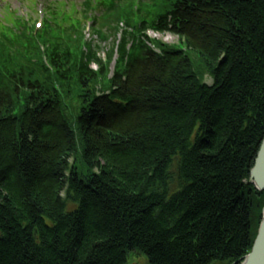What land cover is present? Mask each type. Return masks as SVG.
I'll return each mask as SVG.
<instances>
[{"label":"trees","instance_id":"trees-1","mask_svg":"<svg viewBox=\"0 0 264 264\" xmlns=\"http://www.w3.org/2000/svg\"><path fill=\"white\" fill-rule=\"evenodd\" d=\"M140 2L139 25L135 0L114 2L85 43L83 20L63 15L43 49L0 20V264H240L251 252L264 0ZM123 19L111 72L114 51L103 61L95 37Z\"/></svg>","mask_w":264,"mask_h":264},{"label":"water","instance_id":"water-1","mask_svg":"<svg viewBox=\"0 0 264 264\" xmlns=\"http://www.w3.org/2000/svg\"><path fill=\"white\" fill-rule=\"evenodd\" d=\"M245 185H253L259 192H264V138L260 145L255 164L250 171V179L244 180ZM264 264V208L262 219L251 252L242 259L240 264Z\"/></svg>","mask_w":264,"mask_h":264},{"label":"rangeland","instance_id":"rangeland-1","mask_svg":"<svg viewBox=\"0 0 264 264\" xmlns=\"http://www.w3.org/2000/svg\"><path fill=\"white\" fill-rule=\"evenodd\" d=\"M10 6L13 10H24L26 12H28L27 8L24 7V5L22 4V2H20L19 0H14V1H10ZM33 13V11L30 13V15ZM148 36L152 39V40H159V41H163L164 43L170 45V46H174L176 48L179 49H185L183 44H180V39L175 36V35H171V34H157V33H153V32H149ZM92 38V35H87L86 39L90 40ZM117 40L118 37L115 39L114 34H112L111 36H109L108 34V39L105 42H101V47H100V57L103 59V61L108 60V54L107 52L109 51L110 48L113 49L117 46ZM191 59H195L194 56H190ZM115 61V58H114ZM114 61H113V65H114ZM113 65L110 68H113ZM206 83L209 85H212L213 81L210 78L206 79ZM250 179V176L247 180ZM254 187V186H253ZM255 189V187H254ZM255 191H257L255 189ZM258 192V191H257ZM264 208V207H263ZM262 213H263V209H262ZM262 213H261V219H262ZM261 223V220H260ZM260 226V224H259ZM128 264H149L147 262V260L145 258H140V257H136V256H131L129 258V262Z\"/></svg>","mask_w":264,"mask_h":264},{"label":"bare ground","instance_id":"bare-ground-1","mask_svg":"<svg viewBox=\"0 0 264 264\" xmlns=\"http://www.w3.org/2000/svg\"><path fill=\"white\" fill-rule=\"evenodd\" d=\"M254 164H255V163H254ZM258 230H259V227H258ZM257 233H258V231H257ZM256 237H257V236H256ZM255 239H256V238H255ZM254 241H255V240H254ZM247 255H248V254H247ZM247 255H246V256H247ZM246 256H245V257H246ZM241 264H242V263H241Z\"/></svg>","mask_w":264,"mask_h":264}]
</instances>
